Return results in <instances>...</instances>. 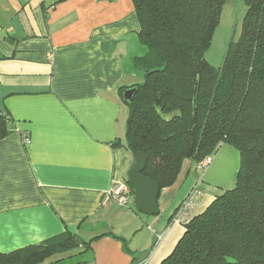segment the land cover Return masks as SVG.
<instances>
[{
	"label": "crops",
	"instance_id": "crops-1",
	"mask_svg": "<svg viewBox=\"0 0 264 264\" xmlns=\"http://www.w3.org/2000/svg\"><path fill=\"white\" fill-rule=\"evenodd\" d=\"M140 29L132 0H0V113L11 128L0 140V253L71 232L95 240L70 264H161L185 232L173 218L190 192L202 193L192 218L233 188L226 162L238 154L224 145L206 169L183 162L153 220L103 205L134 163L120 90L136 85Z\"/></svg>",
	"mask_w": 264,
	"mask_h": 264
},
{
	"label": "trees",
	"instance_id": "trees-1",
	"mask_svg": "<svg viewBox=\"0 0 264 264\" xmlns=\"http://www.w3.org/2000/svg\"><path fill=\"white\" fill-rule=\"evenodd\" d=\"M132 2L146 53L133 59L143 83L130 87L137 93L126 104L125 147L133 158L147 157L143 174L163 191L175 184L185 160H213L224 145L240 155L235 187L190 218L161 264H264V0H244L240 38L230 43L221 68L206 53L226 0ZM10 131L0 113V140ZM94 240L66 232L0 253V264L59 263L83 256ZM57 255L62 258L51 261Z\"/></svg>",
	"mask_w": 264,
	"mask_h": 264
},
{
	"label": "rangeland",
	"instance_id": "rangeland-1",
	"mask_svg": "<svg viewBox=\"0 0 264 264\" xmlns=\"http://www.w3.org/2000/svg\"><path fill=\"white\" fill-rule=\"evenodd\" d=\"M246 11L247 8L244 4V0H226L223 6L219 25L214 33L211 48L206 53V59L214 68L222 67L230 43L232 41L236 42L240 38L242 32L243 19L245 17ZM135 83L136 85H142L143 83V74L139 71H136ZM232 148L238 154V158L235 157L233 163H232V159L229 160L228 158L226 164L229 165L230 163L229 167L232 168L236 167V173H237L240 167V157H239L240 155L239 152L234 147ZM208 158L209 157H207L202 162H200L199 165L201 169H206L211 164L212 160H210V163L206 167H202V164L209 160ZM237 160H238V164L236 163ZM133 162H134V158H133ZM233 186L235 187V181ZM143 218H150V220H153L156 217L144 216ZM178 224L184 226L185 224L188 223L185 224L178 223ZM60 258H62V255H57L54 256L51 259V261H56L59 260ZM73 259L80 261L81 256L75 257ZM73 259H66L65 261L55 264H70L71 260Z\"/></svg>",
	"mask_w": 264,
	"mask_h": 264
},
{
	"label": "water",
	"instance_id": "water-1",
	"mask_svg": "<svg viewBox=\"0 0 264 264\" xmlns=\"http://www.w3.org/2000/svg\"><path fill=\"white\" fill-rule=\"evenodd\" d=\"M137 88L126 89L122 94L125 104H131L134 100ZM148 159L143 153L134 156V163L127 176V183L134 191V208L139 214L149 217H157L160 214L159 197L160 185L143 173L147 168Z\"/></svg>",
	"mask_w": 264,
	"mask_h": 264
},
{
	"label": "built area",
	"instance_id": "built-area-1",
	"mask_svg": "<svg viewBox=\"0 0 264 264\" xmlns=\"http://www.w3.org/2000/svg\"><path fill=\"white\" fill-rule=\"evenodd\" d=\"M28 142V139L26 140ZM210 163V160L202 164V167H206ZM201 197V193L195 189L189 196V200L179 209L176 213L175 223H188L190 220V213L193 211L197 200ZM134 191L132 187L126 181H115L109 192L105 195L103 205L109 203L116 204L119 207L127 208L134 205ZM162 237L159 236V239ZM137 264H147L146 261Z\"/></svg>",
	"mask_w": 264,
	"mask_h": 264
}]
</instances>
